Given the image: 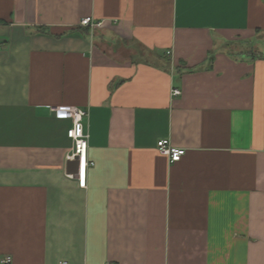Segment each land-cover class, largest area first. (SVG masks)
<instances>
[{"label":"crops","instance_id":"0c3cea01","mask_svg":"<svg viewBox=\"0 0 264 264\" xmlns=\"http://www.w3.org/2000/svg\"><path fill=\"white\" fill-rule=\"evenodd\" d=\"M65 106L87 114L84 189ZM7 257L264 264V0H0Z\"/></svg>","mask_w":264,"mask_h":264},{"label":"built area","instance_id":"2783aa9c","mask_svg":"<svg viewBox=\"0 0 264 264\" xmlns=\"http://www.w3.org/2000/svg\"><path fill=\"white\" fill-rule=\"evenodd\" d=\"M103 25L102 22H95L92 18H84L80 21L79 26L89 30H95ZM178 90L172 91V96H178ZM57 118L71 121V127L67 131V137L72 143V150L66 156V161L76 165V173L68 175L69 178H75L80 188L86 187V174L89 167L94 163L88 159V140L89 135L85 130L84 119L87 117L86 112L75 107H56L53 109ZM158 152L167 157L170 164L179 162L184 156L183 149L172 148L167 140H160L156 144ZM10 258L7 257L1 261V264H9Z\"/></svg>","mask_w":264,"mask_h":264}]
</instances>
